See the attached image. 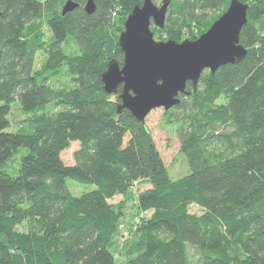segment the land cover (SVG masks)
Wrapping results in <instances>:
<instances>
[{
	"label": "trees",
	"instance_id": "obj_1",
	"mask_svg": "<svg viewBox=\"0 0 264 264\" xmlns=\"http://www.w3.org/2000/svg\"><path fill=\"white\" fill-rule=\"evenodd\" d=\"M66 1L0 0V264H114L124 213L110 201L127 195L150 215L135 225L126 264H264V0H239L249 5L245 58L204 72L164 111L187 165L175 178L145 122L121 108L122 86L103 89L107 65L123 59L125 20L144 0H93L91 14L72 0L62 16ZM230 1L170 0L164 28L151 31L196 40ZM14 104L25 118L9 131ZM67 179L95 188L74 197Z\"/></svg>",
	"mask_w": 264,
	"mask_h": 264
},
{
	"label": "water",
	"instance_id": "obj_2",
	"mask_svg": "<svg viewBox=\"0 0 264 264\" xmlns=\"http://www.w3.org/2000/svg\"><path fill=\"white\" fill-rule=\"evenodd\" d=\"M169 4L170 0H163L160 6L155 0H144L132 9L118 38L122 62L112 60L102 74L104 91L113 94L122 86L121 108L141 123L152 110L168 111L178 105L187 84L196 89L204 72L214 74L220 67L242 61L247 53L239 35L247 21L248 4L231 0L225 12L196 40L156 41L151 26L164 28ZM77 7L67 0L61 15ZM84 10L93 13V0H86Z\"/></svg>",
	"mask_w": 264,
	"mask_h": 264
},
{
	"label": "rangeland",
	"instance_id": "obj_3",
	"mask_svg": "<svg viewBox=\"0 0 264 264\" xmlns=\"http://www.w3.org/2000/svg\"><path fill=\"white\" fill-rule=\"evenodd\" d=\"M162 1L163 0H155V5L160 6ZM117 19H118V15L116 17L114 16V21H117ZM46 31L47 29L44 28V32ZM154 39L156 41H164L163 40L164 38L159 40L156 35H154ZM185 40H192V38H190L187 35H183L181 36L179 42ZM69 49L72 50V46H69ZM69 49L67 47L64 50V52L67 55L69 54L68 52H70ZM45 60L46 57L43 55V53L38 52L35 56L34 69L38 71L39 68L44 64ZM65 82H67V78L60 77L50 81V85L55 89H59ZM223 103H225L224 98L220 99V101L218 102V104H223ZM57 110H58V106L56 104H50L46 107V111L49 113L56 112ZM164 113L165 112L163 109L152 110L146 116L144 122L146 127L150 130L152 134V138L154 140L156 148L170 176L175 178L185 174L187 170V165L183 157V154H181L180 152L179 139L175 134V130L173 126H171L170 123L166 121ZM23 118H25V115L21 112L19 105L14 104L9 114V119L14 124V126H12L8 130L9 131L15 130L16 123H18V121L22 120ZM77 148H78V143L74 142L70 145V147L67 150L61 153L60 157L65 165L73 164V153ZM23 152L24 150H21L20 155ZM20 155H17V159H19ZM66 184L71 195L74 197H78L84 193L90 192L95 188L92 185L80 184L72 179H67ZM140 185H137V188L139 186L141 189H146L148 187V185L146 184H140ZM110 203H112L115 209L118 210L121 209L124 213V217L121 221L120 233L112 241L111 253L114 257V264H126V260L123 252L126 249V247L135 238H138L139 236V233L135 225L137 221L139 222L141 221L140 220L141 218L149 217L150 213H144V214L140 213V215H138V210L136 208L135 200L132 203L131 197L128 195L125 197L116 196L110 201ZM189 210L190 213L192 214H197V215L200 214V210L196 206H191Z\"/></svg>",
	"mask_w": 264,
	"mask_h": 264
}]
</instances>
